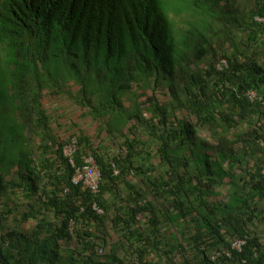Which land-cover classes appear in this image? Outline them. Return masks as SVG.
Listing matches in <instances>:
<instances>
[{
	"label": "trees",
	"instance_id": "1",
	"mask_svg": "<svg viewBox=\"0 0 264 264\" xmlns=\"http://www.w3.org/2000/svg\"><path fill=\"white\" fill-rule=\"evenodd\" d=\"M237 1L189 2L204 18L218 14L225 29L245 31L249 49L246 54L236 47L231 59L222 54L227 61L222 69L214 52L205 69H191L187 54L199 64L214 48L205 36L181 35L187 54L179 49L162 0H0V201L10 191L25 202L20 219L34 222L29 230L14 226L0 232V264H127L117 250L124 243L139 264H151L150 254L158 258L155 264H176L171 254L184 248L175 233L192 250L193 260L183 256L181 264H264V237L248 230L264 218L259 209L264 202V0H250L246 17L239 15ZM68 80L78 86L77 102L92 119L102 120L108 135L121 133L131 120L143 121L138 107L123 106L132 83L168 88V103H158L153 95L146 100L164 129L155 140L164 175L151 178L144 172L154 191L149 199L142 186L125 181L134 169L131 159L139 157L129 138L127 155L108 160L79 137L75 166L85 155L94 157L99 191L72 183L74 166L62 152L69 140L51 134L41 105L43 89L64 90ZM181 108L194 122L183 117L169 124V110ZM199 129L215 143L201 139ZM33 136L44 153L54 147L52 159L29 155ZM14 166L5 179L3 168ZM123 181L129 188L125 199L119 191ZM221 187H227L226 199ZM119 199L123 205L116 204ZM5 213L0 211V223ZM106 219L117 240L104 256L90 227H101ZM162 226L176 228L172 242L160 238ZM235 238L244 241L239 250L231 248ZM207 248L220 254L212 258Z\"/></svg>",
	"mask_w": 264,
	"mask_h": 264
},
{
	"label": "rangeland",
	"instance_id": "2",
	"mask_svg": "<svg viewBox=\"0 0 264 264\" xmlns=\"http://www.w3.org/2000/svg\"><path fill=\"white\" fill-rule=\"evenodd\" d=\"M190 1L192 0H162L163 9L167 12L169 11V17L172 21L174 30L173 39L179 49H182V51L187 54L185 49H183L185 44L180 42L181 35H193L196 38L201 37V35L205 36L209 39V42L214 48L213 50H210L211 52H209L208 55H206L205 61L199 62V64H197L195 59H193L191 56H188L187 54L185 61L188 65H186V68L189 67L194 69L197 67L200 69H205L207 65L206 60H211L210 56L212 52L215 53L217 60L220 58L224 59L225 56H228L231 59V53L236 50V47L240 48L241 50L244 49L245 53H248V47L244 48L246 45L245 40L247 38V33L245 31L232 26L230 30L225 29L222 23L218 20V14H215V16H212L211 18H204L202 12L196 8L195 4H190ZM185 3L188 4L186 5ZM235 5L239 8V15H244L246 17V12L251 7L250 0H238ZM258 45L262 47L260 43H258ZM222 54H225V56H222ZM257 58L260 59L262 57L261 55H257ZM238 59L240 62L244 60L242 55H240ZM217 60L216 64L218 62ZM185 61L182 62L181 65H178L177 72L179 78L182 76V72H185ZM138 86V83L131 84L129 93L123 97V106L138 107V109H140L143 121L137 124L134 120H131L125 127L121 129V133H115L114 135L106 134V132L102 130V126H104L102 120L99 121L92 119L88 115L87 108L77 102L76 97L78 86L74 83V80H68L66 88L61 91L52 90L49 88L43 89L41 94V105L46 111L51 134L55 138L57 137L59 140H69V138L73 136L77 138L85 137L89 141V146H91L92 149H96V147H98L103 157L108 160L118 157V155L123 157L127 155V149L125 145L127 138L133 142H136L135 148L136 152L139 154V157L137 158L135 156L131 159V165L134 166V169L132 170L131 174L126 176L125 181H127L130 185L142 186L146 196H148L149 199L150 192L154 193V191H149L150 188L147 186V180L144 178V172L147 170L146 174L151 178L163 174V168L161 167V162L157 152L155 151V145L157 141V135L160 134L164 129H162V125H157V119L152 117V113L147 108L148 103L146 100L148 97L153 95V97L157 99L158 103H168L171 100V93L169 92L168 88L165 87V85H159L155 90H152L151 87L139 88ZM249 96L252 99L255 97V93L250 91ZM188 114L189 112L186 109L181 108L175 112L171 111L170 109L169 124L174 125L177 118L181 119L183 117H188L194 122V119ZM249 122L250 121H248L247 124L242 123L241 126L237 127V131L239 132L241 130H245L247 125L250 124ZM152 123H154L156 126H151ZM133 129L135 131H132ZM198 131V135L201 139L210 142L211 144L215 143L207 130L199 129ZM152 136H154V138H152ZM33 138L34 141L31 143L32 148L28 147L27 150L29 155L35 160H41L43 155L49 159H52L54 157V154L52 155V153H54V147L47 149V153H44V149L37 147L36 143L38 140L35 138V136H33ZM260 141L264 145V139L261 138ZM140 145H142L141 148ZM147 151L151 153L150 156L147 155ZM89 152L91 151L89 150ZM138 167L141 169L140 174H136L138 173ZM15 168V166L3 168L5 179L8 180L10 178V173L13 172ZM119 184L120 197L121 199H125V197L128 196L127 192L129 191V188L125 185L124 181L123 183L120 182ZM226 190L227 187H221L218 189V192H220V195H224ZM225 195L224 199H226ZM210 199H212V197ZM120 203L123 205L124 202L120 201L119 199L116 204L120 205ZM24 204L25 202L16 199L15 196L10 193V191H7L1 197L0 211L2 213H5L6 211V213L5 220H2L0 223V232L6 230V228H11L14 226L22 230H29L31 228V226L34 224L32 220L22 221L20 219L22 211L25 210ZM6 209H9L10 212L8 213ZM259 209L263 213L264 202H261ZM144 221L145 219L142 218V222ZM90 228L93 232L92 238L99 246L102 247L101 255L105 256L106 253L110 251L111 246L117 240V234L114 232L111 222L109 219H106L101 227L98 226V228H96L92 225ZM248 230L254 233L256 232L262 239L264 237V218H261L260 221L257 222L254 221L253 224L248 225ZM175 231L176 228L174 226L170 228H164L162 226L160 238L162 237V239H164L167 243L172 242L170 234L171 232L174 233ZM175 235L177 237V241L182 244L184 249L180 248L179 250L173 251L171 256L174 262L176 264H181L184 261L182 259L183 256H185L189 261H192V250L190 249L189 245L185 244L179 233H175ZM74 245L76 246L77 244L73 242V246ZM124 245L126 246L125 243ZM125 246L117 248L119 251V256L121 258L125 257V259H127V264H139L138 258L136 256H134L132 253H127V251L125 252ZM216 251L217 250L214 248H207L206 250L210 257L212 255H216L218 253ZM95 259L98 261L100 257H95ZM147 259L148 261H151V264H155L157 263L156 261L158 258L154 254H150ZM226 263L233 264L229 261L220 262V264ZM192 264H201V261H193Z\"/></svg>",
	"mask_w": 264,
	"mask_h": 264
},
{
	"label": "built area",
	"instance_id": "3",
	"mask_svg": "<svg viewBox=\"0 0 264 264\" xmlns=\"http://www.w3.org/2000/svg\"><path fill=\"white\" fill-rule=\"evenodd\" d=\"M76 149V139L73 137L68 143H66L63 146V155L67 158L69 163L74 166V172L71 177V181L74 184H81L83 188H87L92 193H97L99 189V179L100 174L95 166L94 160L92 157L87 156L83 158V164L80 166H75V160H74V152ZM117 173V170L115 171ZM93 209L98 213H102V208L99 207L96 203H93L92 205ZM244 241L241 239H235L232 241L231 248L239 250L241 247V244ZM225 255H230V253L226 250L223 251ZM218 252L216 255H219ZM215 255H212V258H214Z\"/></svg>",
	"mask_w": 264,
	"mask_h": 264
},
{
	"label": "clouds",
	"instance_id": "4",
	"mask_svg": "<svg viewBox=\"0 0 264 264\" xmlns=\"http://www.w3.org/2000/svg\"><path fill=\"white\" fill-rule=\"evenodd\" d=\"M257 20H262L261 18H256ZM225 66H227V61H226V59L224 58H220L219 60H218V62H217V64H216V67L218 68V69H222L223 67H225ZM249 94V93H248ZM250 97V96H249ZM75 139H76V147H77V137H75V136H73ZM73 137H71V138H69V141L73 138ZM68 141V142H69ZM68 142H66V143H68ZM65 143V144H66ZM64 144V145H65ZM63 152V151H62ZM87 156H90V157H92L93 158V160H94V163H95V166L97 167V164H96V161H95V159H94V157L92 156V155H85L84 157H87ZM65 157V156H64ZM69 162V161H68ZM83 164V163H82ZM97 169H98V167H97ZM117 170V173H118V169H115V171ZM99 171V170H98ZM116 173V172H115ZM116 173V174H117ZM99 174H100V172H99ZM99 183H100V179H99ZM98 191H99V189H98Z\"/></svg>",
	"mask_w": 264,
	"mask_h": 264
}]
</instances>
